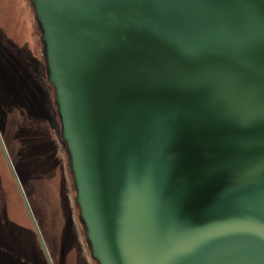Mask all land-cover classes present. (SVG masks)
Segmentation results:
<instances>
[{"label":"water","instance_id":"water-1","mask_svg":"<svg viewBox=\"0 0 264 264\" xmlns=\"http://www.w3.org/2000/svg\"><path fill=\"white\" fill-rule=\"evenodd\" d=\"M31 1L98 263L264 264V0Z\"/></svg>","mask_w":264,"mask_h":264},{"label":"rangeland","instance_id":"rangeland-1","mask_svg":"<svg viewBox=\"0 0 264 264\" xmlns=\"http://www.w3.org/2000/svg\"><path fill=\"white\" fill-rule=\"evenodd\" d=\"M12 105L18 112L30 116L22 123L29 135L28 153L33 160L25 166L29 174L38 164L47 177L46 185L53 192L40 202L38 221L41 233L55 257L56 264H98L93 258L90 243L82 232L75 208V186L64 154V167H55V149L46 141L44 127L51 125L48 116L55 105V90L47 80L45 59L38 25L31 0H0V106ZM56 107V106H55ZM15 123L9 120L3 140L12 160H18L12 139ZM33 127V130H29ZM36 128L43 129L39 134ZM18 145V144H17ZM65 151V147H64ZM29 160V159H28ZM46 245V246H47ZM83 260L81 263L79 260Z\"/></svg>","mask_w":264,"mask_h":264},{"label":"trees","instance_id":"trees-1","mask_svg":"<svg viewBox=\"0 0 264 264\" xmlns=\"http://www.w3.org/2000/svg\"><path fill=\"white\" fill-rule=\"evenodd\" d=\"M27 118H30V116L26 113L18 112L10 103L0 106V134L3 139V133L6 132L8 121L13 120L15 127L11 136L16 145L17 155L20 157L15 161L10 158L8 153L13 172L0 143V264H56L55 257H52V251L47 244L45 246L47 245L48 255L45 253L25 204V201L28 202L41 233L42 230L37 217L39 212L38 204L40 206V202L42 203L48 193L49 198L54 195L48 186L42 185L43 182H46L47 177H45V172L42 169L40 171L37 170L39 168L38 164L35 165L36 172L34 174H29L25 169L29 161L33 160L31 158L32 155L28 153L30 145L28 146L29 133L27 125L29 120H26ZM24 121L27 129L22 128ZM46 121L50 123L51 129L47 126L44 127L48 134L44 139L49 141L48 143L55 149L53 152L55 167L57 170L59 169V164L64 167L65 154L68 168L70 169L66 143L62 137V127L55 105L52 107V112ZM29 130L32 131L33 127ZM42 130L36 128V133L39 134ZM75 208L77 209L76 213L81 223L82 232L86 236L80 208L76 200ZM41 235L45 243L43 234L41 233ZM79 261L83 263L82 259Z\"/></svg>","mask_w":264,"mask_h":264}]
</instances>
